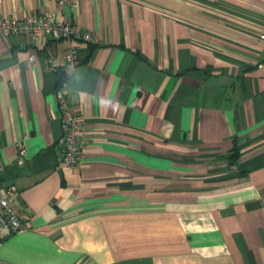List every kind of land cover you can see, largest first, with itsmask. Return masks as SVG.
I'll list each match as a JSON object with an SVG mask.
<instances>
[{"label": "crops", "instance_id": "1", "mask_svg": "<svg viewBox=\"0 0 264 264\" xmlns=\"http://www.w3.org/2000/svg\"><path fill=\"white\" fill-rule=\"evenodd\" d=\"M56 1L0 0V17ZM75 2L57 19L97 38L67 79L76 166L54 95L71 41L0 37V189L23 226L0 264H264V0Z\"/></svg>", "mask_w": 264, "mask_h": 264}, {"label": "built area", "instance_id": "2", "mask_svg": "<svg viewBox=\"0 0 264 264\" xmlns=\"http://www.w3.org/2000/svg\"><path fill=\"white\" fill-rule=\"evenodd\" d=\"M64 4L71 8L76 7L75 0H57L54 9H46L37 14H29L22 18L0 17V37L18 35L25 37L29 42L39 40L55 41L66 39L71 41L64 56V63L58 71L63 73V78L57 81L54 92L57 104V117L60 122L61 136L58 140L61 148L60 162L68 167L79 163L81 152L88 145L84 135V121L76 108L68 101L67 79L71 71L78 64V49L74 42L84 41L95 43L96 36L82 30L76 24L66 20H58L56 11ZM262 42V54L260 62L264 63V30L257 35ZM52 55L48 57L51 61ZM33 56H29V61ZM17 155L16 163L24 162L26 147L21 141L15 143ZM1 150V146H0ZM17 194L13 186H5L0 189V237L22 230V222L15 206Z\"/></svg>", "mask_w": 264, "mask_h": 264}, {"label": "trees", "instance_id": "3", "mask_svg": "<svg viewBox=\"0 0 264 264\" xmlns=\"http://www.w3.org/2000/svg\"><path fill=\"white\" fill-rule=\"evenodd\" d=\"M63 78V73L62 72H60V71H57V81L58 80H60V79H62ZM238 147H237V145L236 144H234V146L231 148V153H230V156H229V159L231 160V161H234L236 158H237V156H238Z\"/></svg>", "mask_w": 264, "mask_h": 264}]
</instances>
